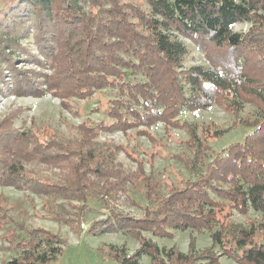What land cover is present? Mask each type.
<instances>
[{
    "label": "trees",
    "instance_id": "trees-1",
    "mask_svg": "<svg viewBox=\"0 0 264 264\" xmlns=\"http://www.w3.org/2000/svg\"><path fill=\"white\" fill-rule=\"evenodd\" d=\"M244 22L251 24L247 33L232 31ZM180 37L205 53L207 67L183 69L188 51ZM20 61L43 72L24 71L17 67ZM106 88L118 92L101 112L109 122L80 124L77 151L75 142L36 145L31 133L6 137L11 140L0 144V186L63 198L72 192L71 198L82 202L95 196L106 208L112 191H123L124 184L141 179L148 203L159 184L145 176L140 162L136 172L116 163L124 148H99L97 135L132 129L146 135L141 129L156 123L167 131L184 128L190 153L170 157L182 163L187 178L159 194L155 211L134 217L110 208L86 232L122 233L135 238L138 249L128 255L124 245L103 244L96 251L116 264H141L143 255L152 264H220L221 256L236 264H264V0H0V91L87 99L94 90ZM222 101L234 115V125L251 131L215 153L209 137L178 116L182 110H208ZM246 103L255 107V118L238 116ZM10 143L18 149L7 161L2 147ZM27 144L31 152L22 150ZM51 148L53 154H48ZM28 153L45 157L47 164L55 160L59 167L67 161L71 181L25 176L21 162ZM128 197L131 206L138 207ZM224 207L241 215L253 211L260 220L225 223L218 217ZM169 230L208 231L210 248L197 251L190 236L188 251L181 253L159 248L143 236L147 232L170 238ZM15 243L17 255L4 264H55L65 248L58 234L43 229L27 231Z\"/></svg>",
    "mask_w": 264,
    "mask_h": 264
},
{
    "label": "rangeland",
    "instance_id": "rangeland-1",
    "mask_svg": "<svg viewBox=\"0 0 264 264\" xmlns=\"http://www.w3.org/2000/svg\"><path fill=\"white\" fill-rule=\"evenodd\" d=\"M250 27V23H239L232 27V31L244 34L249 31ZM180 40L188 51L182 63L183 69L197 65L204 67L209 65L205 53L201 52L191 40L184 37H180ZM23 43L27 44V41H23ZM208 53V55L212 54L211 51ZM17 63V67L21 66L24 71L41 70L40 72H43L34 64H26L22 61ZM44 72L50 74L51 71L45 70ZM177 72L181 76V71ZM116 98H118V92L114 88L94 90L87 99H61L49 92L40 96H28L12 94L8 90L0 91V144L11 140H6V137L17 138L22 134L28 133L30 135L31 133L30 140H33L32 142H35L36 145L52 147L56 143L58 145L62 142H75L74 148L77 151L80 145L78 143L79 125L89 124L91 121L108 123L109 120L101 112L109 106L108 100ZM256 112L252 104L246 103L238 116L241 119H253L256 117ZM178 118L187 124L196 125L198 134L208 136L210 147L215 153L232 143L242 141L251 131V128L234 125V115L223 101L213 105L208 110H182ZM138 130L132 129L126 133L102 132L97 135L96 142L99 148L112 145H120L121 148H124V151L121 150L117 154L115 162L124 166L126 170L136 172L139 168L137 163H141L145 176L149 175L153 182L159 184V188L157 187L158 194L153 196L151 202L147 203L144 198L145 186L141 179H135L132 183L124 184L123 191L118 193L112 191L106 208L96 203L95 196H88L82 202L76 196L72 199V192L68 193V198H63L40 196L26 189L18 190L10 186H0V264H4L7 259L17 255H15L17 250L14 248L17 237L23 236L32 229H43L56 233L65 241V248L58 257L56 264L58 262V264H70L72 260L85 263L93 258L91 246L101 241V237L86 233L88 227L105 218L110 208L134 217L144 216L146 210L155 211L158 207L157 197L159 194L160 196L164 195L166 188L168 189L172 184L179 183L181 178L188 176L182 163L170 157L186 156L190 153L185 145L188 136L184 128L167 131L162 123H156L148 129L142 128L141 130L147 131L146 135H138ZM223 130L221 135L214 137L215 132ZM4 146L2 148L7 152L8 161L11 151H16L18 148L17 146L14 147L15 145L12 146L11 143ZM11 146L12 150H10ZM22 150L31 152L32 149L27 144L26 148ZM53 151L51 148L48 154H53ZM126 152L130 153L131 156L127 157ZM33 155L25 154V161L21 162L25 169V176H35L55 182L63 181L65 184L71 181L72 174H70V166H68L67 161L60 163L61 166L59 167L58 162H54L55 160L47 164L44 162L45 157L42 159L35 154ZM92 191V189L87 190L88 193H92ZM129 195L136 200L139 204L138 207L131 206L130 199H128ZM218 217L225 223L230 221L235 225H247L249 222L260 220L259 214L253 211L241 215L235 211L231 212L227 207H224ZM169 231L172 233L170 238L156 237L147 232L143 233V236L150 239L159 248H175L181 253L188 251L190 236H194L197 251L201 252L210 248L211 240L208 231L201 233L191 230ZM110 234L106 239L111 238L113 242H118V240L121 242L120 245L104 244L106 246L120 247L124 245L128 255L133 253L127 249V245L131 241L134 242L135 249L139 247L135 238L127 237L122 233ZM101 245L103 244L98 245L93 251L99 254L96 249ZM21 249L22 247H19L18 251ZM213 251L218 252V248L215 247ZM141 263L150 264L148 256L145 255ZM219 263L236 264L226 256H221Z\"/></svg>",
    "mask_w": 264,
    "mask_h": 264
},
{
    "label": "crops",
    "instance_id": "crops-1",
    "mask_svg": "<svg viewBox=\"0 0 264 264\" xmlns=\"http://www.w3.org/2000/svg\"><path fill=\"white\" fill-rule=\"evenodd\" d=\"M116 234V233H115ZM108 235H111L110 233H106V234H102V235H98V236H96V237H101L100 238V242H98V243H96L94 246H91V249H92V252H91V254H92V256H93V258L91 259V260H89V261H86L85 263L83 262V261H74V260H72L71 262H70V264H116L114 261H111V260H109V259H107L106 257H102V255H99V254H97L96 252H94L93 250L98 246V245H100V244H114V245H120V242H121V240L119 241L118 240V242H113L112 241V239L111 238H107L106 239V237L108 236ZM133 244H134V242L133 241H131V243L129 244V245H127V249L130 251V253H132V252H134L135 250H137V249H135V247L133 246ZM144 256L145 255H143L142 257H141V260H140V263L142 262V258H144ZM149 258V257H148ZM149 261H150V258H149ZM59 263V262H58ZM57 263V264H58ZM56 264V263H55ZM142 264V263H141ZM150 264H151V261H150Z\"/></svg>",
    "mask_w": 264,
    "mask_h": 264
}]
</instances>
